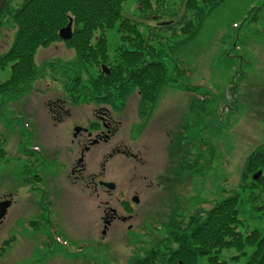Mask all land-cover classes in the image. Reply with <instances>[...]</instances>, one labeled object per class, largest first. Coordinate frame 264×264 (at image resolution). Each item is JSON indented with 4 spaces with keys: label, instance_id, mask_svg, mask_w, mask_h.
Instances as JSON below:
<instances>
[{
    "label": "rangeland",
    "instance_id": "rangeland-1",
    "mask_svg": "<svg viewBox=\"0 0 264 264\" xmlns=\"http://www.w3.org/2000/svg\"><path fill=\"white\" fill-rule=\"evenodd\" d=\"M10 1L15 4V0ZM262 1L221 0L205 11L198 31L182 40L184 32L180 33L179 27L183 18L194 15L193 9L185 7L184 0H163L164 4H157L172 8V19H179L170 27L159 25L170 15L145 19L137 9L138 0H124L123 14L141 20L138 29L154 45L164 47L159 56L168 64V75L173 77L172 59L178 60L180 67L185 66L176 79L170 78L162 85L147 123L139 122L133 109L136 89L129 91L132 105L123 115L127 123L124 121L121 134L128 140L133 138V146L145 143L149 149L154 147L151 142H155L157 156L149 155V165L143 163L141 170L158 177L162 189L142 195L135 208L141 214V222L133 228L119 227L111 247L106 242L98 243L90 233V221L85 222L91 216L89 200L63 193L56 202L57 210L66 217L73 235L38 240L31 236L34 228L29 224H22L17 232L12 221L7 230L0 232V238L14 235L1 255L7 261L0 264H130L144 249L159 241L162 245L163 239L165 246H176L166 226L171 215L186 220L192 209L208 207L234 189L239 197L238 228L246 232L264 225V199L251 200L249 195L251 189H261V185H244L241 174L246 156L255 148L264 150ZM1 15L0 53L7 49L14 32L9 14ZM175 28L179 32L168 36ZM106 34L112 60L120 40L115 27ZM34 59L36 72L26 78L23 87L15 92L0 90V193L9 191L14 195L19 216L31 210L28 188L44 182L37 171L53 165L46 163L51 161L49 155L37 145L49 134L51 117L44 101L55 93L70 90L74 84H90L89 76L105 67L80 62L73 47L62 39L46 47L37 46ZM10 63L0 67V81L10 74ZM137 129L140 131L135 133ZM131 173L122 166L116 175ZM56 211L55 216L59 217ZM30 216L28 212L23 214L22 221ZM236 251L230 247L220 252L227 257L228 264H237L244 256L233 260L231 255Z\"/></svg>",
    "mask_w": 264,
    "mask_h": 264
},
{
    "label": "trees",
    "instance_id": "trees-1",
    "mask_svg": "<svg viewBox=\"0 0 264 264\" xmlns=\"http://www.w3.org/2000/svg\"><path fill=\"white\" fill-rule=\"evenodd\" d=\"M220 1L184 0L185 7L193 9L194 15L183 18L179 27L180 33L184 32L182 40H188L198 31L205 11ZM10 2L5 0L0 8V16L3 12L8 13L11 26H14L11 43L0 53V67L11 61L10 74L0 81L1 91L15 92L23 87L26 78L36 72L34 53L37 46L46 47L61 39L58 29L67 24L70 16L72 35L64 40L65 44L73 47L80 62L105 66L89 76V83L106 89L120 88L123 95L136 89L138 104L144 110L150 108L149 113L162 85L170 78L176 79V75L185 69L184 65L179 66L178 60L172 59L173 77L168 75V64L159 56L164 47L154 45L138 29L141 20L123 14L121 5L124 0H15L14 5ZM158 3L164 4L163 0H138L137 9L145 19L170 15L169 22L163 20V24L159 23L162 27H170L175 20L179 21L178 18L172 19V8ZM261 4L264 5V0ZM114 27L120 42L111 60L106 32ZM176 29L168 36L177 34ZM75 78L79 79V76ZM257 168L264 170L262 148H255L246 156L241 172L244 185L250 188L261 185V189H251V200L264 199V171L256 179L250 176ZM239 212L238 192L234 189L208 207L201 205L192 209L186 220L171 215L166 226H169L168 232L176 246H165L163 239L162 245L159 241L148 250L144 249L130 264H228L227 257L224 258L220 251L230 247L237 250L231 255L233 260L244 256V260L237 264H264V225L246 232L240 230Z\"/></svg>",
    "mask_w": 264,
    "mask_h": 264
},
{
    "label": "flooded vegetation",
    "instance_id": "flooded-vegetation-1",
    "mask_svg": "<svg viewBox=\"0 0 264 264\" xmlns=\"http://www.w3.org/2000/svg\"><path fill=\"white\" fill-rule=\"evenodd\" d=\"M131 92L123 95L120 88L74 84L70 90L60 95L55 93L44 101L51 117L48 120L49 134L48 139H41L37 145L47 151L51 161L46 163H53L52 168L37 171L44 182L28 188L31 210L27 212L31 216L25 217L24 221L23 214L27 212L19 216L14 195L9 191L0 193V201H7L0 215V232L7 230L14 221L17 232H20L22 224L33 227L31 236L34 239H62L66 233L72 236L74 232L67 225L66 217L57 210L56 202L63 193L89 200L91 216L85 222L90 221V233L98 243L106 242L107 247L112 246L119 227L133 228L141 222L136 205L141 203L145 192L161 188L162 183L146 169L141 170L143 163L149 165V155L155 157V142H151L154 147L149 149L145 143H142L143 147L142 144L133 146V138L128 140L121 134L126 122L123 115L132 105ZM135 99L133 109L139 116V122L147 123L153 113L152 107L149 113L150 108L142 109L138 97ZM122 166L133 174L116 175ZM14 202L15 207L12 206ZM55 211L59 217L55 216ZM12 238L14 235L0 238V263L7 261V257L1 255Z\"/></svg>",
    "mask_w": 264,
    "mask_h": 264
},
{
    "label": "water",
    "instance_id": "water-1",
    "mask_svg": "<svg viewBox=\"0 0 264 264\" xmlns=\"http://www.w3.org/2000/svg\"><path fill=\"white\" fill-rule=\"evenodd\" d=\"M5 0H0V8L3 6ZM72 17L68 18V21L66 22L64 26H61L58 29V35L61 36L63 39H68L72 34ZM261 172V169H257L255 173H253V178H256L259 176ZM107 185H111V183H107ZM7 204V201L2 200L0 201V215L3 213V209L5 208L4 206Z\"/></svg>",
    "mask_w": 264,
    "mask_h": 264
}]
</instances>
